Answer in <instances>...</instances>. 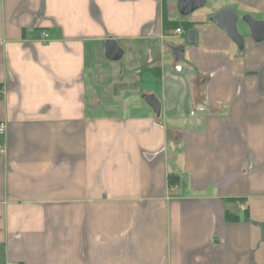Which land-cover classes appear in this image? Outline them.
Masks as SVG:
<instances>
[{"label":"crops","instance_id":"obj_1","mask_svg":"<svg viewBox=\"0 0 264 264\" xmlns=\"http://www.w3.org/2000/svg\"><path fill=\"white\" fill-rule=\"evenodd\" d=\"M179 1L0 0V264H264V0Z\"/></svg>","mask_w":264,"mask_h":264},{"label":"water","instance_id":"obj_2","mask_svg":"<svg viewBox=\"0 0 264 264\" xmlns=\"http://www.w3.org/2000/svg\"><path fill=\"white\" fill-rule=\"evenodd\" d=\"M206 0H180L179 1V12L183 16H189L198 9L204 7ZM211 21L217 24L225 33L231 37L234 42L243 48L244 41L242 35L237 29L238 16L236 11L232 7H227L224 10L217 13L211 18ZM243 21L249 28L252 38L257 43L264 42V21H258L251 16H246ZM198 40V32L195 29L189 30L187 34V44L195 45ZM184 49L182 47H177L173 50V54L176 60L182 59ZM122 50L118 46L116 41L110 40L106 45V56L108 59L116 61L121 59ZM159 107V106H158ZM158 110V108H156Z\"/></svg>","mask_w":264,"mask_h":264},{"label":"trees","instance_id":"obj_3","mask_svg":"<svg viewBox=\"0 0 264 264\" xmlns=\"http://www.w3.org/2000/svg\"><path fill=\"white\" fill-rule=\"evenodd\" d=\"M165 24H166V28H168V27L170 28L171 26H173L176 29H185V30H191L192 26H193L191 23H186L184 25H179L178 23H172V22L168 23L167 21H165ZM183 26H184V28H182ZM170 178H171L170 181L173 182V179H172L173 177H170ZM172 185H173V183H172ZM227 218H228V221H237L238 220V217L230 215V214L227 216Z\"/></svg>","mask_w":264,"mask_h":264},{"label":"built area","instance_id":"obj_4","mask_svg":"<svg viewBox=\"0 0 264 264\" xmlns=\"http://www.w3.org/2000/svg\"><path fill=\"white\" fill-rule=\"evenodd\" d=\"M176 33H177V34H183L184 32H183L182 29H176ZM43 37H44V38H47L48 35H47L46 33H43ZM5 128H6V126H5L4 124H1V125H0V134H3V133L5 132ZM0 150H1L2 152H4V149L1 148V147H0Z\"/></svg>","mask_w":264,"mask_h":264},{"label":"rangeland","instance_id":"obj_5","mask_svg":"<svg viewBox=\"0 0 264 264\" xmlns=\"http://www.w3.org/2000/svg\"><path fill=\"white\" fill-rule=\"evenodd\" d=\"M206 7H207V8H206ZM208 7H209V6L205 5L204 7L200 8V9H198L197 11H195L194 13H192V15H194V14H195L196 12H198V11H199V13H201V12L207 10ZM184 30H185V29H184ZM187 34H188V32H187ZM185 37H187V36L185 35ZM98 87H99V89H98L99 94L101 95V91H103V87H102V86H99V85H98ZM98 87H97V88H98ZM201 90H202V89H201ZM107 99H108V101H110V98H107Z\"/></svg>","mask_w":264,"mask_h":264}]
</instances>
